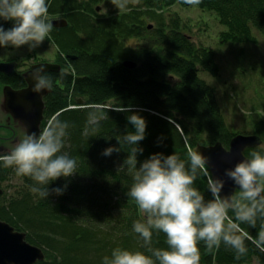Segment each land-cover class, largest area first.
<instances>
[{"label":"trees","instance_id":"obj_1","mask_svg":"<svg viewBox=\"0 0 264 264\" xmlns=\"http://www.w3.org/2000/svg\"><path fill=\"white\" fill-rule=\"evenodd\" d=\"M103 1L47 0L49 15L63 14L69 20L68 27L56 31L54 42L62 51L78 56L72 74L54 75L52 92L45 100L43 129L53 116L67 121L70 127L62 152L78 157L75 175L49 185L51 190L67 183V189L62 195L41 199L31 192L34 181L30 177H18L14 168L0 162V219L25 232L28 242L43 249L45 260L36 264H103V258L117 247L151 255L133 231L134 222L143 219L135 201L126 195L134 182V170L126 165L120 168L131 146L122 145L121 152L110 157L102 155L108 147H119L118 136L133 130L127 115L138 113L147 124L145 139L139 144L144 149L138 156L140 162L155 153L175 154L187 166L189 151L217 142L229 147L240 133L262 139V146L245 151L249 158L253 151L264 154V95L249 100L247 110L244 104H234L232 112L243 120V127L235 130L224 104L233 103L239 93L229 86L233 96L226 91L220 99L217 84L211 82L222 78L218 50L198 44L189 34L194 25L191 19L171 12L176 5L185 10L197 5L216 14L226 27L219 33L218 45L233 48L231 43L255 44L257 32L264 36V0H199L193 4L185 0H129L125 10L117 8L107 21L97 11ZM109 8H116L111 0ZM148 22H154L152 29ZM205 24L211 29V23ZM3 27L8 29L11 24ZM131 39H136L134 46L127 42ZM232 54L239 75L249 72L252 79L257 76L264 91V72L253 62L248 67L246 46L242 52L233 48ZM125 60L138 65L127 68ZM1 81L13 82L3 76ZM92 104L105 106L98 113L102 118L95 132L89 122L88 106ZM129 106L131 113L112 110ZM85 129H89L87 135ZM193 187L206 200L212 198L203 173H198ZM228 215L235 223L234 213L230 210ZM239 227L247 234L245 255L236 259L235 250L223 242L209 250L200 241L199 264H264L260 235L264 217H258L255 226L240 223ZM151 246L167 249L165 234L154 231Z\"/></svg>","mask_w":264,"mask_h":264},{"label":"clouds","instance_id":"obj_2","mask_svg":"<svg viewBox=\"0 0 264 264\" xmlns=\"http://www.w3.org/2000/svg\"><path fill=\"white\" fill-rule=\"evenodd\" d=\"M188 4L199 0H185ZM120 10H125L129 0H111ZM0 47L30 49L41 45L52 31L48 20L47 0H0ZM4 23L11 27L5 29ZM32 91L40 94L51 90L52 78L46 74L43 66L31 73ZM103 105H89V122L92 132L98 130V113ZM117 112L131 113V106L112 109ZM132 131L116 138L119 147H108L102 155L110 157L120 153L122 145L131 146L120 168L125 165L134 170L133 184L126 195L135 201L143 219L133 224V231L143 241V247L151 255L141 251H131L117 247L110 256L103 258V264H199L198 244L203 241L211 250L223 242L236 252V259L245 255L246 233L240 229V223L255 226L258 217H264V154L253 151L250 159H243L234 168L226 169L225 176L238 189L229 196H221L225 181L213 177L206 169L208 158L196 151L188 152V163L178 155L155 153L142 162L138 156L144 149L139 146L145 139L146 121L138 113L127 115ZM70 127L67 121L53 116L39 133H30L21 139L7 154L0 155L4 167L14 168L18 177H30L34 184L30 190L41 199L50 195H62L68 185L49 189L52 182L61 177L76 174L78 157L62 152L64 139ZM89 129H85V135ZM139 164V167L137 166ZM198 173L208 178V191L211 199L195 187ZM235 216V223L229 217V211ZM162 232L166 236L167 249L153 248V232ZM264 239V232H261ZM264 251V248H261Z\"/></svg>","mask_w":264,"mask_h":264},{"label":"water","instance_id":"obj_3","mask_svg":"<svg viewBox=\"0 0 264 264\" xmlns=\"http://www.w3.org/2000/svg\"><path fill=\"white\" fill-rule=\"evenodd\" d=\"M54 27H66V20L51 21ZM153 26L150 25L151 29ZM137 63L132 60H125L124 66L133 69ZM46 71H57L58 68L50 64L41 65ZM41 66H36L34 70ZM0 72L12 77L16 74L15 63H0ZM29 87L25 90H14L11 86H6L5 110L10 113L16 121H19L27 128L28 134H39L42 129V123L45 114V98L52 90H46L40 94L32 91L33 81L31 74L27 76ZM79 100V104H83ZM262 145V139L256 134H237L235 135L229 147H225L221 142L213 145H199L196 152L208 158V164L211 175L219 177L225 181L221 196H229L238 191L231 180L225 176V170L234 168L237 163L243 159H250L246 156L247 149L257 148ZM3 189L0 185V196ZM45 260V253L40 247L27 241L25 232L16 230L6 221L0 219V264H36L38 261Z\"/></svg>","mask_w":264,"mask_h":264},{"label":"rangeland","instance_id":"obj_4","mask_svg":"<svg viewBox=\"0 0 264 264\" xmlns=\"http://www.w3.org/2000/svg\"><path fill=\"white\" fill-rule=\"evenodd\" d=\"M102 5V4H101ZM171 12L174 14L175 12H179V14L184 18V20H189L191 19V22L194 24L193 29L189 34H192L195 40H197L198 44H203L209 47L214 48L215 50H218V59L222 65V73L220 79H211V82H214L217 84L219 88V93L218 96L221 99V95H225L226 91L231 92L232 89H235L236 92L239 94L236 95V98L233 99L230 105L227 103L224 104L225 112L226 115L228 116V121L232 125V127L235 130L241 129L242 126V118L240 116L236 115L233 113V107L235 103H238L240 106H243L242 104L246 105L245 110L249 109V103L248 101L251 100L252 98H255L257 101V98H261L262 95H264V91H262V85L258 83V77L255 76L252 79V75L244 73V76H240L239 72L234 66L235 62L234 58L236 57L235 55L232 54L233 48L237 49L238 51L242 52L246 46V50L248 52V58L246 63L249 67L250 63H255L258 64L259 67L262 68V73L264 72V36L260 33H256L257 39L256 43H231L233 46L230 47L224 46L219 47L218 43L220 42L219 40V33L223 30L226 29V27L222 24L219 23L218 17L216 14H211L210 12H204L201 9L195 5L194 7H191L189 9H183L180 6L176 5L171 8ZM206 22L211 23V29H208L205 24ZM149 23V22H148ZM150 25L154 26V22L149 23ZM149 25V26H150ZM153 28V27H152ZM151 28V29H152ZM211 30V31H210ZM130 45H135L136 44V39H131L127 41ZM26 48H29L26 46ZM6 49V47H0V51ZM252 54V56H251ZM251 57V58H250ZM0 55V59H1ZM232 63V64H231ZM236 69V73L235 70ZM234 70V74L236 76H232V71ZM240 76V77H239ZM262 80L263 77H261ZM262 80L260 82H262ZM259 84V85H258ZM229 86H232L233 88L230 89ZM231 96H233L232 92L230 93ZM225 97H223L224 99ZM226 101V100H224ZM2 102V95L0 93V104ZM227 102V101H226ZM229 102V101H228ZM4 117V112L0 107V120ZM250 264H259L257 261H253Z\"/></svg>","mask_w":264,"mask_h":264},{"label":"flooded vegetation","instance_id":"obj_5","mask_svg":"<svg viewBox=\"0 0 264 264\" xmlns=\"http://www.w3.org/2000/svg\"><path fill=\"white\" fill-rule=\"evenodd\" d=\"M86 1L89 2V0ZM116 9L117 8H109V0H104L102 5H97V11L103 15V19L105 21L111 18L109 13H113ZM48 20L50 23L54 20H66L68 22L66 27L69 26V20L63 14H58L55 16L48 14ZM66 27L53 26L49 36L46 37L44 42L36 48L30 49L26 48V46L21 48L6 47V49L0 51V55L2 57L0 59V63H15L16 71V74L12 77L0 72V77L3 76L12 79L13 81L12 84H7L3 81L0 82V93L2 95L0 107L4 112V117L0 120V155L9 153L21 139L28 135L27 128L19 121H16L14 117L5 110V87L11 86L17 91L27 89L29 87L27 76H29L34 71L36 66L50 64L57 67V71H46V74L52 79L54 75L59 73H73V62L78 60V56L74 52L62 51V49L57 46L58 44L54 42L55 35L58 34L56 31ZM54 80L57 83H60L58 79L55 78ZM44 121L45 114L41 126L42 130Z\"/></svg>","mask_w":264,"mask_h":264},{"label":"bare ground","instance_id":"obj_6","mask_svg":"<svg viewBox=\"0 0 264 264\" xmlns=\"http://www.w3.org/2000/svg\"><path fill=\"white\" fill-rule=\"evenodd\" d=\"M262 146V145H261ZM260 147V146H259ZM258 148V147H257ZM247 156V155H246ZM248 157V156H247Z\"/></svg>","mask_w":264,"mask_h":264}]
</instances>
